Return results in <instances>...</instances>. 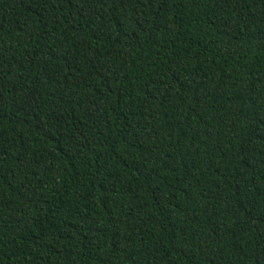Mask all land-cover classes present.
Instances as JSON below:
<instances>
[{
  "label": "trees",
  "instance_id": "16d2710c",
  "mask_svg": "<svg viewBox=\"0 0 264 264\" xmlns=\"http://www.w3.org/2000/svg\"><path fill=\"white\" fill-rule=\"evenodd\" d=\"M0 264H264V0H0Z\"/></svg>",
  "mask_w": 264,
  "mask_h": 264
}]
</instances>
